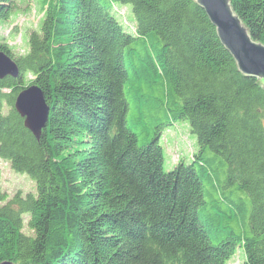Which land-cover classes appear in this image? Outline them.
Segmentation results:
<instances>
[{
	"label": "trees",
	"instance_id": "trees-1",
	"mask_svg": "<svg viewBox=\"0 0 264 264\" xmlns=\"http://www.w3.org/2000/svg\"><path fill=\"white\" fill-rule=\"evenodd\" d=\"M37 5L24 54L0 38L19 70L0 79V158L36 188L8 200L0 187V262L228 264L241 245L242 264H264V87L237 70L204 10L193 0ZM115 5L131 7L133 31ZM231 5L264 44V0ZM12 12L0 0V20ZM33 84L49 106L39 138L14 107ZM177 121L197 150L165 172L159 140Z\"/></svg>",
	"mask_w": 264,
	"mask_h": 264
},
{
	"label": "rangeland",
	"instance_id": "rangeland-1",
	"mask_svg": "<svg viewBox=\"0 0 264 264\" xmlns=\"http://www.w3.org/2000/svg\"><path fill=\"white\" fill-rule=\"evenodd\" d=\"M12 2L13 12L10 18L7 21L0 20V38L5 41L12 54H24L27 50L28 34L32 30H38L42 13L38 11L37 0H12ZM113 10L125 31H133L134 21L131 7L129 5H115ZM27 77L30 78L31 76L28 75ZM4 111L6 112V108ZM159 143L164 150L163 169L165 172L171 171L180 160L183 162L190 161L197 150L196 137L190 132L187 123L184 121H177L165 128ZM0 187L2 191L7 193L8 200L16 195L24 197L28 193H36L35 182L27 174L14 171L10 163L1 158ZM207 193L208 188H205L206 199L211 200ZM28 219V214H22V232L32 235L33 232L28 226ZM243 261H245V254L243 247L239 245L235 251V256L229 263L242 264Z\"/></svg>",
	"mask_w": 264,
	"mask_h": 264
},
{
	"label": "water",
	"instance_id": "water-1",
	"mask_svg": "<svg viewBox=\"0 0 264 264\" xmlns=\"http://www.w3.org/2000/svg\"><path fill=\"white\" fill-rule=\"evenodd\" d=\"M193 1L204 10L219 42L234 59L237 70L244 76L256 78L264 87V44L250 36L247 26L234 12L231 0ZM18 73L14 60L0 51V79L6 76L15 78ZM14 107L23 118L24 127L39 138L49 113L41 89L34 84L25 87L15 97ZM0 264L12 262L3 261Z\"/></svg>",
	"mask_w": 264,
	"mask_h": 264
},
{
	"label": "bare ground",
	"instance_id": "bare-ground-1",
	"mask_svg": "<svg viewBox=\"0 0 264 264\" xmlns=\"http://www.w3.org/2000/svg\"><path fill=\"white\" fill-rule=\"evenodd\" d=\"M229 262H230V261H228V264H230Z\"/></svg>",
	"mask_w": 264,
	"mask_h": 264
}]
</instances>
